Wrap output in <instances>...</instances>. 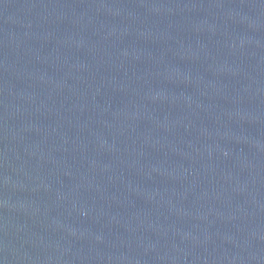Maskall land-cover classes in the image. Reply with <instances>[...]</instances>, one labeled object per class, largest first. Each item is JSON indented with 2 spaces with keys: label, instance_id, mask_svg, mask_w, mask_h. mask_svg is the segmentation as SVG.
<instances>
[{
  "label": "water",
  "instance_id": "obj_1",
  "mask_svg": "<svg viewBox=\"0 0 264 264\" xmlns=\"http://www.w3.org/2000/svg\"><path fill=\"white\" fill-rule=\"evenodd\" d=\"M0 264H264V0H0Z\"/></svg>",
  "mask_w": 264,
  "mask_h": 264
}]
</instances>
